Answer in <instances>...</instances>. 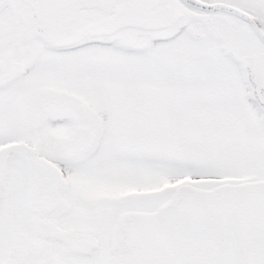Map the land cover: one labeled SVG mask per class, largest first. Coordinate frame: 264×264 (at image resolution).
I'll use <instances>...</instances> for the list:
<instances>
[{"label":"snow or ice","instance_id":"obj_1","mask_svg":"<svg viewBox=\"0 0 264 264\" xmlns=\"http://www.w3.org/2000/svg\"><path fill=\"white\" fill-rule=\"evenodd\" d=\"M0 264H264V0H0Z\"/></svg>","mask_w":264,"mask_h":264}]
</instances>
